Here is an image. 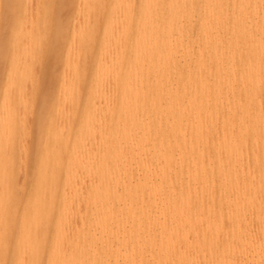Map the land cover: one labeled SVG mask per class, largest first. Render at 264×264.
<instances>
[{"label":"bare ground","instance_id":"1","mask_svg":"<svg viewBox=\"0 0 264 264\" xmlns=\"http://www.w3.org/2000/svg\"><path fill=\"white\" fill-rule=\"evenodd\" d=\"M144 3L134 31L116 26L120 45L111 29L114 51L102 46L108 58L97 61L109 86L99 74L79 116L80 94L67 86L71 110L59 108L67 122L55 125L24 200L14 171L23 145L17 156L7 149L17 109L2 96L0 264H264V0ZM85 234L87 248L77 244Z\"/></svg>","mask_w":264,"mask_h":264},{"label":"rangeland","instance_id":"2","mask_svg":"<svg viewBox=\"0 0 264 264\" xmlns=\"http://www.w3.org/2000/svg\"><path fill=\"white\" fill-rule=\"evenodd\" d=\"M62 1H63V4H62ZM62 1L61 0H38V1L37 0H0V101L4 100V98H5V97L2 98V96L7 95L8 99H9V97H10V99L13 98V99H11V100L9 99V100L14 104L15 110L16 109L18 110V111L16 110V117H15V120L12 124L13 133L10 137L9 142L7 143L8 145L7 144H4V145L8 146V148H7L8 152H9V150H13V154L15 156H17L19 154V150H20V147L22 149V145H23V150L22 151L20 150V154L22 155L24 152L26 153V151L31 154V157L28 156L29 154H27L28 157H26V154H24V156H21L19 154L18 155L19 157L18 156L16 157L17 158V164H15V168H14V171L16 172V173L14 172L15 173V181L17 183L19 180H21L17 183V186L19 188L20 199H21L22 192H23L22 200L27 198L30 190L32 189L35 172H36L38 165H39V162H40V155L44 152L47 141H49L51 139V134H52L53 130L56 128L55 125L58 124V126H60L63 121L67 122V120H61L59 117V115H60L59 113H60V109H61L62 105H63L62 108H65L64 105H66V103H68L69 105H67V107L69 106L70 107L69 110H71L72 105L69 103V101L63 100V96L68 94L67 86L70 83H74V88H75L74 92L78 91L80 96H81V97L79 96L80 100L78 102V107H77L78 110L76 112L77 116H79V113L82 109L83 103L86 100L85 96H86L89 88L94 84L95 79L98 78L102 74L101 71L104 70L103 69L104 66L103 67L101 66L102 68L100 67L101 71L99 70V66H100L99 62H103L104 58H106L104 60L107 61V58H108L109 54L111 53V52L109 53V51H114V48L112 46L114 45L113 42H115V41H113V42L110 41V44H108L109 43L108 40H116L117 37L119 36V34H121L119 32L122 31L124 29V27L129 26V29L131 31H134L135 20L140 16L141 12H143V9L146 7V3H144L145 0H134V1L131 0V2L133 1L132 2L133 6H132L131 2H128V3H130L131 9H129V4L126 2L128 0H123L125 4L127 3L126 6L125 5L122 6V0H118V2L121 1V6L120 5H119L120 7L117 6L116 9L119 10V11H117L114 7L118 4L117 0H105L102 2L100 0H96V1L93 0L94 3L92 2V0H84L86 2L85 5H87V3H88V6H86V10H87V7H88V10L90 9L89 7H91V9H93V11L90 9L88 12V14H89L90 11H92L93 16L91 17V19L94 18L92 21L89 19V16L91 14L87 16L86 11H84L85 7L84 8L81 7L84 4L83 0L82 1L80 0L81 5L78 4L79 0H62ZM89 1H90L91 6H89ZM31 2H32V4H31ZM95 2H98V4H96ZM113 2H115V3L117 2L116 5H114ZM92 3H93V6H92ZM99 3H102L103 5L100 4L102 6L98 7L97 5H99ZM94 4H95V6H94ZM143 4H145V6ZM124 6L126 7V9L128 8L129 11L132 10V12L130 11L132 13V14H130L131 20L122 18V16L125 17L127 15L126 13H129V11L127 12L126 9H125V11H122L121 8L123 7V10H124V8H125ZM141 6H142V9H141ZM7 7H8V9H7ZM139 7H140V9H139ZM98 9L101 10L100 12H102L101 13V16H102L101 19H100V17H99V19H97V16L99 15ZM95 10H96V12H95ZM112 10L113 11L116 10V12L113 14ZM81 11H84V13L86 14V15L84 14V17L85 16L88 17L89 20L87 22H86V19L83 17V14L81 13ZM121 12L123 15L121 14ZM79 13L82 14V18H83V20H85V22L87 24L81 20L82 19L81 17H78V19L80 18L79 23H78L77 16L81 15ZM116 13L119 14L118 17H121L122 20H120V18L117 17ZM110 14L111 15L113 14L111 16L112 19L110 18ZM120 14H121V16H120ZM114 15H116L115 19H113ZM130 15L128 14L126 17L127 18L130 17ZM100 20H102L101 24L99 23ZM109 20L113 23H110ZM126 20L129 21V24ZM29 21L32 22L31 25L32 26L34 25L33 27L30 25ZM90 21H91V23H93L92 24L93 27H92ZM123 21L124 22L126 21L125 22L126 24L125 23L123 24ZM107 22L112 24V27L110 25H108L109 23L107 24ZM28 23H29V26H28ZM80 23L84 26H81ZM74 24H76L75 26H77V27H75ZM94 24H96V25H94ZM79 25L81 26V29H83V27H85V29L87 31L89 30L88 31L89 33L86 30H83V32H85V35L86 36L88 35V38H92V39H90L89 42L87 40L88 38L84 37L85 36L84 33H82V35H81V33H79V32H82V31H79V30H81L78 28V27H80ZM85 25H87L88 27H86ZM99 25H100V27H99ZM108 26L111 27V28H109V30H108ZM116 26L119 27L120 30ZM198 26H199V20L195 19L193 21V25H192V29H191L193 33H195L198 30ZM103 27H105V28H103ZM75 28H77V30ZM92 28H93V30H92ZM97 28H99V29H97ZM115 28H116V30H115ZM26 29L33 31V32L30 33V31H29L28 33H26V31H27ZM111 29H114L116 37L114 36L113 30H111ZM96 30L98 31V33L96 32ZM118 30H119V32H117ZM23 31H25V32L22 33ZM90 31H91V35L89 36ZM104 31H105V33H104ZM106 31L108 34L106 33ZM72 32H74V33H72ZM77 32L79 33V35L75 36V34ZM110 32H112V33H110ZM18 33H20L21 38L18 36ZM25 33L29 36L30 40L26 39L27 35ZM86 33H88V34H86ZM73 34H74V37H72ZM104 34H106V35H104ZM109 34H111L112 37H109L110 36ZM80 35H81V37H80ZM95 36H96V38H95ZM120 36L117 39L118 41L116 40L117 42H119L118 43L119 45H120V42L122 41L121 39H119ZM75 37L77 38V40ZM78 37H80V39ZM23 38H24V41L22 42ZM72 38H75V41H76L75 43L73 42ZM33 39H35L34 42H35L36 46L33 42ZM26 40L30 41L29 42L30 47L29 46H27V47L33 49V51H31V49H29V48H27V49L30 50V52H33V56H32V53L30 54V52L28 50H25L26 49L25 46L28 44V41H26ZM70 40H71V43H70ZM103 40H106V44H105V42H103ZM38 41H40V42L38 43ZM25 43H27V44L25 45ZM88 43H89V45H88ZM69 45H70V47H69ZM75 45L79 49L78 48L75 49L74 48ZM104 45L107 47L106 51L103 48ZM119 45L117 47H119ZM108 46H110L111 49L108 48ZM71 47L74 49V50H72V52H71ZM102 48H103L104 52L108 54V56L105 53H101V52H103V50L100 51ZM23 49H24V51H23ZM75 50H77L76 55H74ZM91 50H92V52H91ZM69 52H71L73 54V57H72L71 53H69ZM100 53L103 54L102 56L104 58L101 56L102 57V59H101ZM77 54L80 57H82L81 60L78 59ZM93 54H95L96 56ZM111 55H112V53H111ZM88 56H89V59H88ZM94 56H95V58H94ZM25 58L26 59L28 58L29 60L27 59L28 61H26ZM71 58L74 59L75 61L73 62V60H70ZM93 59H94V62H92ZM98 59H101V61L99 60V62L97 63ZM21 60H22V62H21ZM25 61L27 62L28 65L26 64ZM71 62H73L72 64H74L73 65L74 67L72 66ZM97 64H99L98 67L96 66ZM101 64L103 65V63H101ZM70 65L72 67H70ZM90 65H92V66H90ZM181 65L184 68H188V65L186 63H181ZM86 66H88V67H86ZM34 69H35V71H34ZM80 69L82 71H80ZM86 69H87V71H86ZM96 71H98V72H96ZM21 72H22V74H21ZM79 72H81V73H79ZM86 72H87V74H85ZM79 74H80V76H79ZM20 75L22 76V78H18V77H20ZM104 75L106 77H107V75L104 73L102 74L103 79L106 80V83L104 84L105 81L102 80V82L103 81L104 82L101 83V85L105 88V87L109 86V82L107 81L108 77L106 78ZM85 76H86V78H85ZM137 77L138 76H136L134 78L137 79ZM30 78H31V84H30ZM99 78H102V77H99ZM81 79H83V80H81ZM26 81H27V85H26ZM83 81H84V84L81 83ZM10 83H12V84H10ZM82 84H83V87L80 88ZM10 85L12 88L9 87ZM105 85H107V86H105ZM10 88L12 89L11 90L12 93L10 92ZM10 93H11V95H10ZM18 95H20V97ZM21 95H23V97H24V99H23L24 102H22L21 98H23V97H21ZM18 98H20V99H18ZM32 101H33V103H31ZM2 102H0V105H1L0 110L2 108V104H1ZM62 102L63 103L65 102V104H63ZM22 103L24 104V107H23ZM27 103L29 105L28 108H26ZM20 104H22V105H20ZM31 104H32V107H31ZM58 104H60V105L58 106ZM49 107H50V109H49ZM18 108L19 109L23 108L22 109L23 111L21 112ZM29 108L30 109L32 108V110L30 111ZM54 108H55V110H54ZM34 110H35V115H34V112H32ZM67 110H68V108H67ZM69 110H68V112H69ZM1 111H0V115L3 113V109ZM27 111L29 113L32 112L33 113V114L31 113L32 116H30L31 114H29ZM23 112H24V115L28 116V114H29L30 117L29 118H27L25 116L21 117L20 114L21 113L23 114ZM26 112H27V114H26ZM19 115H20V118H19ZM2 116H4V113L2 114ZM43 117H45V118L47 117V118L45 119ZM33 118H35V119H33ZM19 119H21L22 122H20ZM56 119H57V123H56ZM1 120H2V118L0 116V124H1ZM33 122H35V123H33ZM19 123H20V125H19ZM21 123H23L22 124L23 125L22 128L24 127L23 129L19 128V126L21 127ZM26 123H28V124H26ZM34 124H35V126L33 127ZM39 124H42L40 126L41 129L37 128L39 126ZM27 125L31 128H29ZM25 127L28 128L29 131H27L28 129H26ZM19 130L22 132L21 134L19 133ZM24 130H26L27 132L25 131L26 133H24ZM0 131H1V127H0ZM15 133L16 134L18 133V134L16 135ZM20 136H21V138H20ZM28 137H29V139H28ZM26 138H27V140H26ZM33 138H34V141H33ZM11 139H12V141H11ZM35 139H37V142H35L36 141ZM21 140H23V141L21 142ZM31 140L34 142V144L36 146H34V144ZM28 141H30V142H28ZM30 143L33 145H30ZM18 145H20V147ZM24 145H25V147H24ZM26 147H28L29 149L31 148V151H29L28 148H26ZM32 147H34L33 150H32ZM17 148H19V149H17ZM33 151L34 152L36 151L37 153L34 154ZM32 152L34 155L32 154ZM0 154H2L1 150H0ZM32 156H33V158H32ZM19 158L21 160L23 158V161L22 162L20 161V165H18V162H19L18 159ZM29 158H32V159H29ZM24 159H26L27 162L32 160L31 166H30V162H28L29 170H26V168H24L25 171H28V172H25L24 169H22L23 167L27 166L26 165L27 163ZM21 163H23L26 166H24L22 164L23 166L21 167ZM20 167H21V169H18ZM18 170L19 171L21 170V172L19 173ZM23 171L25 173H23ZM25 174L27 176L29 174V176H28L29 181H27L28 179L26 180ZM23 176L25 177V180H24ZM25 181L28 183V185L26 184ZM19 183H21V184H19ZM23 190L25 191V193ZM91 239H92L91 236H89V235L86 236V234H85V237L82 238L81 240H78L77 244L79 246H83V247L87 248L92 241ZM73 250H74V245L72 243L70 245L68 251H66V252H72Z\"/></svg>","mask_w":264,"mask_h":264}]
</instances>
